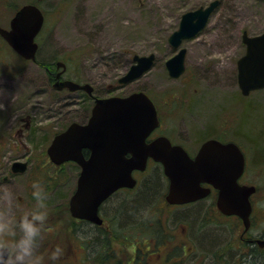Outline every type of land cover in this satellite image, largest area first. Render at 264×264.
<instances>
[{
    "label": "rangeland",
    "instance_id": "1",
    "mask_svg": "<svg viewBox=\"0 0 264 264\" xmlns=\"http://www.w3.org/2000/svg\"><path fill=\"white\" fill-rule=\"evenodd\" d=\"M25 1L17 0L20 4ZM211 1H44L40 8L46 23L37 40L38 62L51 66L57 61L65 63L64 78L90 84L93 96L81 91L54 90L42 67L23 61L0 46V60L5 58L0 62V103L4 105L0 107V212L18 218L25 211L38 210L32 184L39 181L45 185L49 216L36 249L42 264H51L49 253L57 246L61 252L55 264H98L91 261L100 252L95 245L99 238L95 225L76 222V227H70L68 200L75 190L79 168L68 163L62 177L55 179L58 175L51 177L45 162L46 149L54 135L71 122L84 123L90 116L94 97L123 96L138 91L148 94L163 115L161 119L168 133L190 150L211 137L236 141L247 160L243 182L255 184L258 189L252 198L254 224L257 233L264 230V89L244 97L236 80V62L245 52L242 32L255 36L264 31V0H218L206 26L180 46L186 49L183 74L171 78L165 68V62L176 52L167 39L177 30L181 16L206 7ZM149 54H154L155 59L147 72L126 85L117 83L132 64L133 55ZM177 108L183 119L175 113ZM14 162L26 163L25 171L11 173ZM45 171L50 175L46 176ZM136 179L138 185L131 189L132 193L136 192L135 196L141 194L147 182H153L152 187L157 184L146 208L159 214L160 231L155 235L163 233L170 242L190 241V231L189 238L182 233L175 239L181 209L157 202L164 198L167 190L162 168L151 163ZM113 196L102 206L105 210H100L103 219L115 215L118 204L126 208L131 203L124 191ZM62 207V215H59ZM143 214L135 218L138 216L141 221ZM59 216L62 218L58 222ZM117 216L126 230L131 226V222H126H134L130 215L123 222L122 212ZM126 230L124 235L128 236ZM115 246L116 260L132 264L133 249L125 248L122 243ZM230 246H236V242L232 241ZM233 253L230 250L227 257ZM196 257L187 255L186 264H209L207 256L205 260ZM163 262L164 258H152L153 264Z\"/></svg>",
    "mask_w": 264,
    "mask_h": 264
},
{
    "label": "water",
    "instance_id": "2",
    "mask_svg": "<svg viewBox=\"0 0 264 264\" xmlns=\"http://www.w3.org/2000/svg\"><path fill=\"white\" fill-rule=\"evenodd\" d=\"M217 5L218 0H213L206 7L184 13L177 30L168 37V44L176 49L183 41L195 37L206 26ZM43 20L36 5H24L11 19L9 30L0 28V36L21 58L33 62L38 49L35 38ZM241 41L245 52L236 62V80L241 95L247 97L264 89V31L255 36L243 31ZM185 53L181 48L167 60L170 77L178 78L184 72ZM154 59V54L134 55V64L118 83L138 79L151 68ZM53 88L92 94L89 84L71 80L56 81ZM157 126L152 101L145 93L135 92L126 97L95 99L85 124L71 123L53 137L47 148L50 161L56 165L72 161L80 167L76 188L68 201L70 215L101 225V204L119 189L134 188L137 182L132 172L144 171L151 159L161 164L168 180L164 197L168 204L182 205L205 198L212 187L217 191L219 211L239 217L247 229L252 210L250 197L255 188L238 184L245 161L237 145L208 140L197 155L190 158L181 147L171 145L164 137L146 143V138ZM84 149L89 151L87 158L83 155ZM25 169L26 163L14 162L11 166L13 173H23ZM258 243L264 246V241Z\"/></svg>",
    "mask_w": 264,
    "mask_h": 264
},
{
    "label": "flooded vegetation",
    "instance_id": "3",
    "mask_svg": "<svg viewBox=\"0 0 264 264\" xmlns=\"http://www.w3.org/2000/svg\"><path fill=\"white\" fill-rule=\"evenodd\" d=\"M44 1L46 0H42L39 2L36 0H27L24 3L20 4L17 2V0H0V28L8 30L11 19L14 17L15 13L22 6L28 5V4H36L40 8V6L42 5ZM43 16H44V23H43L40 33L42 32L45 26V23H46L44 13H43ZM0 46L8 48L11 52H13L14 55L18 56L9 47V45L6 43V41L1 36H0ZM37 55H38V52H37ZM37 55H36V61L32 63H35L38 65V63H36L38 62ZM4 61H5V58L3 57L2 60H0V62H4ZM58 62L59 61L55 63V66H51V65L49 66L52 68V72L50 73L48 72V74H51V76H53L54 80L56 81L65 80L64 74L66 73L67 67L65 66V63L61 62L64 65L60 64L61 68H58V64H59ZM155 108L157 112L158 126L146 138V142H150L154 139L164 137L169 140L171 145L179 146L183 148L186 151V153L189 155V157L191 158L196 156V154L198 153L203 143L211 139L217 140L221 143L234 142L237 144V142L234 140L223 139L222 137H211V138L204 139L199 145L195 147V149L190 150L184 144L173 139V135H170L168 133V128L166 129L163 126V121L161 119V116L163 117V115L159 114V109L156 105H155ZM175 113H178L181 116V112L180 110L178 111V108ZM180 119H183L182 116ZM238 147L241 149L242 152H244L242 148L240 147V145H238ZM45 154L47 156V152ZM83 154H84V157L87 158L88 151L84 150ZM127 156H129V154ZM45 162L48 168L50 169V171L58 175L55 177V179H59L62 177V174L65 171L64 169L66 167V163L55 165L49 161L48 157ZM151 163L152 161L148 160L147 166L150 165ZM245 170H246V167L241 177L238 179L239 184L255 187V192L251 196L252 212L249 218V226L247 230H244L245 228H244L243 222L239 217L234 216V215H225L219 211V209L217 208V201H216L217 191L211 188V192L208 197L203 198V199H198L196 201L182 204V205H168L165 202V200L162 199L161 200L162 205L165 204V205H168L170 208L173 207L176 209H181V212H183L178 215L181 221L178 222L177 227H179L178 229L181 230V232L178 229H176L179 235L176 233L175 239H179L182 233L187 234L189 238V231H190L191 240L189 241V240L183 239L181 240V242H178V241L170 242L169 240H167L168 236H165L162 233L159 236V240H158L159 242H154L152 240V242H149V244L141 246V253H144L145 255L157 254L159 258H161L162 255L173 254L175 258L173 257L172 264H186L187 263L186 256L189 254L193 256H197L196 258H199L202 260H205L206 259L205 256H207L209 264H243L241 256L246 246L248 248H255L256 246V248L258 247V248L264 249V246H260L258 243L259 240L264 241V230H262L261 233H257V228H256V225L254 224L255 205L253 203L252 198L256 195L258 189H257V185L255 184H247L246 182H243V178L245 176ZM79 172H80V169H79ZM132 174L136 179V175L137 174L140 175L142 173L133 171ZM61 183L62 182L60 181V184ZM203 186L205 187L208 185H203ZM123 190H127V189H122L120 191H123ZM63 207L60 209L59 215H62ZM61 218L62 217L59 216L57 221L58 220L60 221ZM75 221L83 222L81 220H75ZM193 230L195 231L194 234H193ZM238 231L240 233L236 237L235 234ZM252 231H256V234H253ZM232 241L236 242V246H230L232 244ZM197 242H200L201 245H197ZM230 250H232L235 254L233 253V255H230L229 257H227ZM245 251L250 252L249 249H245ZM237 253H238V256H237ZM251 259H252L251 260L252 262L254 261L258 263L257 257L254 256L253 258L251 257ZM192 264H195V263H192Z\"/></svg>",
    "mask_w": 264,
    "mask_h": 264
},
{
    "label": "trees",
    "instance_id": "4",
    "mask_svg": "<svg viewBox=\"0 0 264 264\" xmlns=\"http://www.w3.org/2000/svg\"><path fill=\"white\" fill-rule=\"evenodd\" d=\"M39 43H42V42H39ZM36 63H38L39 67H42L44 69V71L47 73L49 82L52 83L54 81V78L53 76H51V74H48V72L49 73L52 72V68L49 67L50 65L42 61L36 62ZM47 169H49L48 166H47ZM49 172H51V177H53V175H56L54 172L50 170ZM49 172L45 171L43 173L47 176V175H50ZM46 185L49 186V183H47ZM152 185H153V182L152 183L151 181L147 182V184L144 185L143 189L141 190L140 192L141 194L139 193L136 194L138 196H135L136 192L132 193L131 190H123L124 193L129 195L127 200L128 201L131 200V203L127 205L126 208L121 207V203L118 204L117 206L119 207L117 206L115 207L117 209V213L115 215L111 214L110 217L104 219V221L106 220L107 222H105L102 226H96V225L94 226L97 232H99V238L95 241V245H97V247L99 246L100 252L97 253L95 255V258L91 259V261H95L98 264H104V263H109V262H112L113 264H122L121 263L122 261L120 262L116 260V258L118 257V254H117L118 251L115 249L116 247L115 245H117L118 243H122L123 245H125L126 246L125 248L133 249L134 256L132 258V264H139L140 262L141 264H153L152 258L159 259L157 254L145 255L144 253H141V246L149 244V242H152V240L154 242H159L158 240L160 236V235L158 236L155 235L157 231H160V221H159L158 212L155 210L152 211V208H149V210H146V208L148 207L147 205H150L148 204L149 198L152 197V193L155 191L154 186L155 185L157 186L156 183L154 184L153 187ZM118 193L119 192H117L116 194ZM116 194H114V196ZM141 200H144L145 204H141L142 203ZM161 200L162 198L158 200L157 202L161 203ZM154 205H158V203H155ZM64 206L66 207V205ZM122 208H123V211H121ZM102 209L105 210V207H103ZM121 212L123 213L122 217H125V220H123V222L126 221V219L128 218V215H130L131 218H134V222L133 220H128L126 222V223L131 222L130 223L131 226L127 228L128 230H126V228H123L122 227L123 224L121 223V221H118L117 219L118 218L117 214H121ZM142 213H144L143 219L139 221L140 218H137V217ZM136 215L138 216L135 218ZM76 222L83 223V222H78L72 219V223L70 227L71 226L76 227ZM125 230H126V233L127 232L129 233L128 236L124 235ZM147 230H148V234H147ZM149 230L150 231L152 230L151 234L153 235L149 233ZM245 249H249L250 252H246ZM245 249L243 250L244 254L242 255L243 264H264V249H261L258 247L256 248V246L255 248H248L246 246ZM93 254L95 253L93 252L92 255ZM49 256L52 257L51 253H49ZM254 256L258 258V263L251 261L252 260L251 257L253 258ZM149 257H152V258L149 259ZM173 257L175 258V256H173L172 254H167L166 257L162 255L161 258H164L163 264H172ZM129 259H130V256H129ZM49 260L51 264L56 263L55 259L53 258H49Z\"/></svg>",
    "mask_w": 264,
    "mask_h": 264
},
{
    "label": "clouds",
    "instance_id": "5",
    "mask_svg": "<svg viewBox=\"0 0 264 264\" xmlns=\"http://www.w3.org/2000/svg\"><path fill=\"white\" fill-rule=\"evenodd\" d=\"M3 106L0 103V107ZM32 196L38 202V210L25 211L18 218L7 212H0V264H42V258H38L36 249L49 216L45 185L34 181ZM60 252L61 249L57 246L51 253L52 258L55 259Z\"/></svg>",
    "mask_w": 264,
    "mask_h": 264
}]
</instances>
